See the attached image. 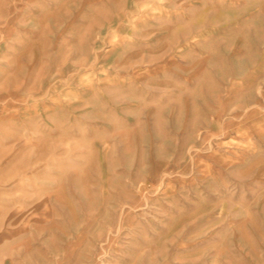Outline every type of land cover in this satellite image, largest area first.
<instances>
[{
    "label": "rangeland",
    "instance_id": "374dc122",
    "mask_svg": "<svg viewBox=\"0 0 264 264\" xmlns=\"http://www.w3.org/2000/svg\"><path fill=\"white\" fill-rule=\"evenodd\" d=\"M0 264H264V0H0Z\"/></svg>",
    "mask_w": 264,
    "mask_h": 264
}]
</instances>
